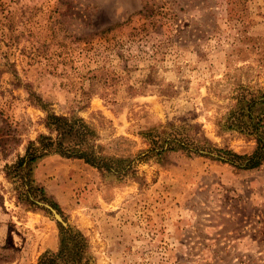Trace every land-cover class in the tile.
<instances>
[{"label": "rangeland", "instance_id": "rangeland-1", "mask_svg": "<svg viewBox=\"0 0 264 264\" xmlns=\"http://www.w3.org/2000/svg\"><path fill=\"white\" fill-rule=\"evenodd\" d=\"M263 93L264 0H0V264H38L70 226L88 264H264V167L162 153L176 138L252 154L255 136L227 127ZM51 113L83 119L128 171L40 160L66 225L5 173Z\"/></svg>", "mask_w": 264, "mask_h": 264}, {"label": "trees", "instance_id": "trees-1", "mask_svg": "<svg viewBox=\"0 0 264 264\" xmlns=\"http://www.w3.org/2000/svg\"><path fill=\"white\" fill-rule=\"evenodd\" d=\"M153 12L154 10L149 11L145 7L139 13L149 15ZM237 106L239 112L237 110L232 112L235 120L227 129H235L255 136L257 146L252 154L241 155L229 149H216L207 140H202L201 144H193L190 147L177 142L176 138L169 141L171 142L169 146L162 148V153L187 149L190 153L206 156L240 170L264 167V93L251 100L240 99ZM258 107L260 110L256 112ZM45 126L49 134H42L37 140L29 142L25 154L5 167L6 177L13 179L17 185V197L20 202L32 208H41L39 202L44 201L60 211V206L47 196L44 187L39 186L34 178L36 164L52 154L83 160L103 174H113L120 178L127 175V165L118 168V164H124L125 161L110 159L96 150L95 131L83 119L51 113L47 115ZM172 143H176V146ZM60 244L61 247L57 253L48 252L42 255L38 264H88L85 260L86 237L80 230L72 226L61 227Z\"/></svg>", "mask_w": 264, "mask_h": 264}, {"label": "water", "instance_id": "water-1", "mask_svg": "<svg viewBox=\"0 0 264 264\" xmlns=\"http://www.w3.org/2000/svg\"><path fill=\"white\" fill-rule=\"evenodd\" d=\"M39 205L40 206H43V207H45L47 209H49L53 213V215L55 216V218L57 219V221H59L63 225H66L65 222H64V220H63V218H62V216L58 213V211H56L55 209H53L50 205H48V204H46L44 202H39Z\"/></svg>", "mask_w": 264, "mask_h": 264}]
</instances>
